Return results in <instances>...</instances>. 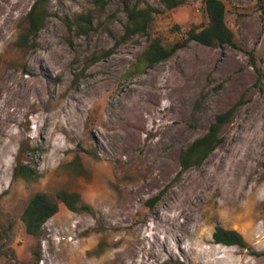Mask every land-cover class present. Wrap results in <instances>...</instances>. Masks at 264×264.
I'll list each match as a JSON object with an SVG mask.
<instances>
[{"label": "rangeland", "instance_id": "1", "mask_svg": "<svg viewBox=\"0 0 264 264\" xmlns=\"http://www.w3.org/2000/svg\"><path fill=\"white\" fill-rule=\"evenodd\" d=\"M105 1L100 8L94 0H46L45 25L22 48L36 2L27 0L0 37V106L18 80L41 71L39 56H67L52 78L37 75L48 88L44 100L23 108L0 144V264H264V0H222L236 47L192 42L152 68L141 63L150 38L121 41L125 0ZM127 1L158 10L151 39L165 45L208 22L206 0H185L175 10L161 0ZM83 16L92 20L86 30L78 24ZM143 89L162 98L146 115L139 147L118 155L112 126L124 113V95ZM234 106L222 144L201 166L182 171V151ZM20 162L34 178L15 176ZM62 191L79 194L89 210H69L58 199ZM38 193L57 201L59 212L35 238L22 216ZM219 226L241 233L250 248L214 243Z\"/></svg>", "mask_w": 264, "mask_h": 264}, {"label": "trees", "instance_id": "2", "mask_svg": "<svg viewBox=\"0 0 264 264\" xmlns=\"http://www.w3.org/2000/svg\"><path fill=\"white\" fill-rule=\"evenodd\" d=\"M168 10H175L185 4V0H161ZM96 6L104 8L105 0H94ZM127 22L125 32L121 41H129L135 36L150 38V43L143 53L141 63L148 68L162 63L173 57L178 51L186 48L190 43L197 42L207 47H236L235 36L226 22V5L222 0H206L205 11L208 22L201 27H192L186 35L171 45H165L159 37L151 39V30L158 10L151 5L145 7L131 6L127 0L124 1ZM49 14L46 9V0H36L32 9L26 17V27L18 44L22 48H29L30 38L36 36L44 27ZM81 30H86L92 24L90 16H83L79 21ZM250 60L256 65L252 53H249ZM236 107L216 116L207 133L196 139L189 147L182 151L180 166L182 171L192 167L201 166L223 142L221 132L223 128L232 122ZM15 176L25 180H31L35 173L27 165L20 162L16 169ZM58 199L73 212L89 210V206L77 193L62 191ZM158 197L154 202L158 201ZM153 202V203H154ZM153 205V204H152ZM59 212V203L43 193L34 195L28 202L22 220L28 234L35 238L41 235L44 225ZM214 243L226 246H237L249 249L250 246L241 233L236 230H229L217 227L213 234ZM255 254V253H254ZM36 260H40V254L35 253ZM162 264H183V262L167 261Z\"/></svg>", "mask_w": 264, "mask_h": 264}, {"label": "bare ground", "instance_id": "3", "mask_svg": "<svg viewBox=\"0 0 264 264\" xmlns=\"http://www.w3.org/2000/svg\"><path fill=\"white\" fill-rule=\"evenodd\" d=\"M26 1L27 0H15L12 2L9 1L7 5L0 4V37L3 36L6 30L11 26L16 12L22 9ZM65 52L60 50L53 52L52 55L49 53V55H51L50 59L48 58L49 55L46 57L50 60L49 64L47 61L48 59H46L45 57L43 59L41 56L38 55L40 58L38 59L37 64L38 67L41 68V71H32L34 76V79L32 80H18L19 86L13 88L9 95L4 98V101L0 106V144H4V142L2 141L4 140V137L6 135H11V124L13 122L15 123V121L18 120L17 118L21 116L20 114L23 113L22 109L30 107L35 102H41L42 99L44 100L48 88L44 83L41 82V79L37 78V75H39L40 73H44L48 77L52 78L53 75L56 74L57 69L61 68L65 63L67 59ZM106 84L107 82H105L104 84L102 83L97 85V87L94 88V90L92 91V94H100L101 90L107 87ZM123 98L124 113L122 116H120L119 122L116 125L112 126L113 133L111 134L112 144L114 145L116 154L118 155L125 152L129 154L130 152H133L134 149L139 147L141 139L140 132H142L141 130L145 127L147 121L146 115H150V113L153 112L154 108L152 104H158L162 96L156 93V91L154 92L150 89H143L137 91L135 96L132 98H129L128 94H125ZM34 99L37 100L34 101ZM11 107L15 108L14 111L9 110ZM70 120L72 122V117ZM98 141L99 145H105L102 143V141ZM154 151L155 150H153V152ZM145 153L146 151L144 152V154ZM129 159H127V162ZM148 160L149 154H146L143 157L141 156V158L137 160V163L140 165H144L147 163ZM116 162H118V166L120 167V169H122L126 163L120 161V156L116 159Z\"/></svg>", "mask_w": 264, "mask_h": 264}]
</instances>
